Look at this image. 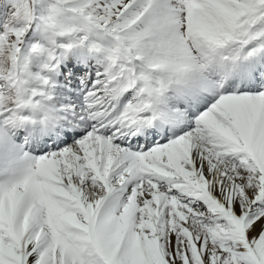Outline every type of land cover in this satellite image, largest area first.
Masks as SVG:
<instances>
[{
	"label": "snow or ice",
	"instance_id": "snow-or-ice-1",
	"mask_svg": "<svg viewBox=\"0 0 264 264\" xmlns=\"http://www.w3.org/2000/svg\"><path fill=\"white\" fill-rule=\"evenodd\" d=\"M0 264H264V0H0Z\"/></svg>",
	"mask_w": 264,
	"mask_h": 264
}]
</instances>
